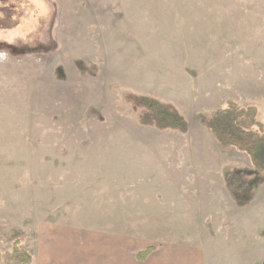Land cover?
Here are the masks:
<instances>
[{
	"label": "rangeland",
	"instance_id": "1",
	"mask_svg": "<svg viewBox=\"0 0 264 264\" xmlns=\"http://www.w3.org/2000/svg\"><path fill=\"white\" fill-rule=\"evenodd\" d=\"M217 111L264 139V0H0V255L118 235L226 264L233 227H264V171Z\"/></svg>",
	"mask_w": 264,
	"mask_h": 264
},
{
	"label": "crops",
	"instance_id": "2",
	"mask_svg": "<svg viewBox=\"0 0 264 264\" xmlns=\"http://www.w3.org/2000/svg\"><path fill=\"white\" fill-rule=\"evenodd\" d=\"M234 216L235 214H232V217ZM242 230L246 232V236L242 235ZM99 238L77 243L78 246L72 253L75 255L72 262L65 258L68 252H63L62 249L55 253L57 262H53L50 254L46 264H208L206 248L200 243L175 242L155 247L146 246L145 250L150 247L152 251L143 261H138L137 254L145 250H138L134 242L122 240L118 235ZM227 243L226 264H264V227L251 230V227L244 226L240 227L237 233L233 227L232 231L228 232ZM38 263L35 249L32 264Z\"/></svg>",
	"mask_w": 264,
	"mask_h": 264
},
{
	"label": "trees",
	"instance_id": "3",
	"mask_svg": "<svg viewBox=\"0 0 264 264\" xmlns=\"http://www.w3.org/2000/svg\"><path fill=\"white\" fill-rule=\"evenodd\" d=\"M140 104L147 110L148 117L154 121L158 128L171 131L182 129L181 120L165 106L147 98H141ZM225 116H227L226 111H217L211 115L207 123L210 133L219 144L233 147L248 155L254 169L264 171V139L256 138L252 132L235 128L233 123L237 121V118L228 120ZM235 182H238L239 189H249L242 182L237 180ZM151 251L152 248H148L138 253V261H143ZM0 259L4 264H32L30 256L19 250L17 245H14L11 252L0 255Z\"/></svg>",
	"mask_w": 264,
	"mask_h": 264
}]
</instances>
